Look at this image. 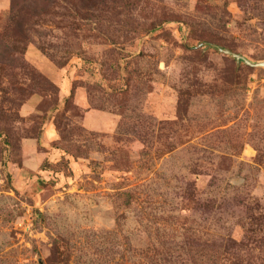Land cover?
I'll list each match as a JSON object with an SVG mask.
<instances>
[{"label": "rangeland", "instance_id": "rangeland-1", "mask_svg": "<svg viewBox=\"0 0 264 264\" xmlns=\"http://www.w3.org/2000/svg\"><path fill=\"white\" fill-rule=\"evenodd\" d=\"M15 1L0 264H264V0Z\"/></svg>", "mask_w": 264, "mask_h": 264}, {"label": "trees", "instance_id": "trees-1", "mask_svg": "<svg viewBox=\"0 0 264 264\" xmlns=\"http://www.w3.org/2000/svg\"><path fill=\"white\" fill-rule=\"evenodd\" d=\"M18 4L15 1L12 7L10 23L12 25L0 31V66L5 68L4 71L9 70L8 77H10L11 81L15 82L12 83V88L16 93H24L26 89L20 86V82L17 77L26 76L35 78L37 75L34 74V70L30 67V65L25 60V53L27 49V38H24L23 34H16L13 33V26L18 25L21 21H24L25 27L27 26V19L28 17L24 16L25 11H18L17 12ZM29 42V41H28ZM8 55V56H7ZM34 72V73H33ZM202 204V203H201ZM206 208H214L218 204L217 198H210L203 203ZM202 204V205H203ZM250 225V224H249ZM256 229H253L255 228ZM246 236L248 237V243L250 245L256 246L257 249L264 248V217H261L257 220H252L250 225V229L245 231ZM228 241H224L220 244L221 248L227 245ZM231 243V242H230ZM230 246V245H229ZM228 246V247H229ZM233 247L236 248L237 246L233 244ZM244 247V246H243ZM227 249V247H226Z\"/></svg>", "mask_w": 264, "mask_h": 264}, {"label": "water", "instance_id": "water-1", "mask_svg": "<svg viewBox=\"0 0 264 264\" xmlns=\"http://www.w3.org/2000/svg\"><path fill=\"white\" fill-rule=\"evenodd\" d=\"M218 50L220 52L236 59L238 64L244 63L251 68H264V62L254 63V62H251L250 60H248L246 57L239 55V54H236V53L232 52L231 50H224V49H220V48Z\"/></svg>", "mask_w": 264, "mask_h": 264}]
</instances>
